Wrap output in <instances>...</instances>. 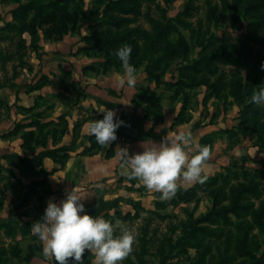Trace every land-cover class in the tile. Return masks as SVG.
<instances>
[{"label": "rangeland", "instance_id": "obj_1", "mask_svg": "<svg viewBox=\"0 0 264 264\" xmlns=\"http://www.w3.org/2000/svg\"><path fill=\"white\" fill-rule=\"evenodd\" d=\"M27 1L0 0V89L6 87V90H2L1 98L14 94L15 87L23 86L33 90L42 81L39 79L35 82L39 75L35 64L46 61L43 52L45 44L62 41L64 36L71 34L75 36L74 39H69L72 46H79L77 53L93 57L98 60L93 65L101 67L107 60L105 54L98 49L91 52L84 50L92 45L89 36L94 32L115 35L135 30L131 38L140 47L136 55L130 54V63L137 69V83L144 95L146 103L143 104L148 116H159L160 112L162 114V105L170 104L173 107L179 106L180 121L195 117L197 125L203 123L218 129L215 141L218 139L220 144L215 155L218 154L222 167L215 184L206 186L205 190H196L187 198L180 199L176 194L171 199H161L159 195L151 204L136 207L131 212L124 213L120 209L103 216L114 224H127L137 233L133 251L122 264L140 263L138 254L141 252V238L145 228L149 242L142 264H161L164 258L159 247H163L166 255L164 264H222V260L227 257L229 259H226V264H255L239 249L243 228L249 232L247 249L260 258L264 257V233L249 211L252 204L253 210H263L264 213V133L259 126L261 120L258 129L253 131V116L244 111L245 104L250 103V97L245 100L244 105H239L227 90L218 96L212 93L208 85L186 84L193 73L191 64L200 59L203 53H213L229 45L241 51L245 50L246 45L253 58L264 59V26L256 23L264 16V8L243 9L250 1L257 0H242L238 12L231 8L235 0H137L126 3L132 7L127 13L118 9L107 10L106 6L112 0H57L60 8L64 6L62 12H68L73 16L72 19H76L74 25L70 24L71 31L62 38L56 35L47 37L46 31L50 24L37 26L38 34L35 38L21 28L12 10ZM51 1L53 0H44ZM112 18L124 22L117 26L112 23ZM29 20L30 17L26 22ZM169 21L175 29L156 44L153 54H145L144 32L155 34L156 25L164 26ZM179 36L186 39L188 52L180 47ZM256 37L257 40L252 41ZM122 45L124 43L120 44ZM117 61L118 67L111 68L121 71V62L119 59ZM250 61L241 65L218 61L214 65L226 75L227 80L234 73L245 79L247 70L253 65ZM214 77L210 76L211 80ZM19 108L18 106L17 109ZM33 120L36 119H32V122ZM19 125L21 124H18V128ZM33 143L34 141L30 146ZM207 146L210 151L214 147L213 144ZM208 178L204 182H209ZM250 180L259 182L256 188L259 195L256 196L251 191L243 193L246 197L239 204L245 208L239 210L242 214L239 217L230 215L231 225L224 224L223 221L203 222L198 226L215 230V236L198 233L183 242L179 241L192 220L199 219L213 209L217 188L223 191L219 194V199L222 202L220 206H224L230 202L232 188L247 184ZM46 184L45 172L23 171L16 175L9 168L0 166V212L6 209L8 214L2 221L8 225L3 228V232L6 237L11 238L9 246H0V264H8L10 256L21 253L29 255L32 247L30 242L36 239L35 235H30L29 225L44 213L46 205L43 194ZM24 231L26 233L22 234ZM1 243L6 244V241ZM82 261V264H95L94 254L86 249L82 254Z\"/></svg>", "mask_w": 264, "mask_h": 264}, {"label": "crops", "instance_id": "obj_2", "mask_svg": "<svg viewBox=\"0 0 264 264\" xmlns=\"http://www.w3.org/2000/svg\"><path fill=\"white\" fill-rule=\"evenodd\" d=\"M74 37L69 34L62 41L45 44L46 61L35 64L39 72L35 82L42 79L35 89L15 87L14 94L0 97V102H4L0 103L1 167L9 168L16 175L23 171L45 172V205L49 200L59 203L76 186L85 196L82 201L85 211L100 217L120 209L131 212L151 204L161 195L147 189L138 179L119 174V147H127L132 154L143 151V147L153 142L159 143L166 135L174 138L185 131L195 140L190 146L192 153L199 146L214 145L205 164L207 177L221 171L222 161L215 155L220 144L218 139L215 141L218 129L203 123L197 125L195 117L180 121L179 106L170 104L162 105L158 121L148 116L145 104L134 100L140 92L137 81L132 88L120 87L117 79L123 69L94 66L98 60L77 53L79 46H72L70 40ZM4 89H0V95ZM104 108L114 109L116 116L125 122L116 129L117 138L109 146L98 144L87 131L88 122L101 119ZM32 119L40 122L42 128L33 126ZM18 124H21L19 128ZM28 132L39 136L31 146L23 137ZM178 183L185 189L199 182L189 184L180 179ZM7 216L6 209L0 212V225ZM30 235L35 234L31 231ZM10 243L11 238L1 228L0 246L7 247ZM30 243L37 246L30 261L26 262V254L21 253L10 256L8 264H54L42 255V242L37 236Z\"/></svg>", "mask_w": 264, "mask_h": 264}, {"label": "clouds", "instance_id": "obj_3", "mask_svg": "<svg viewBox=\"0 0 264 264\" xmlns=\"http://www.w3.org/2000/svg\"><path fill=\"white\" fill-rule=\"evenodd\" d=\"M131 50V45L124 44L115 51L123 68L117 79L122 88H132L137 81V69L130 63ZM250 102L264 106V83L253 90ZM101 112L103 117L91 119L87 131L98 144L109 146L117 138L116 129L125 122L112 108ZM194 144L189 132L180 131L174 138L166 135L159 143L153 142L140 152L129 154L127 147H119V174L138 179L147 189L159 192L161 199H171L181 187L178 180L191 184L207 179L205 164L210 149L199 146L192 153L190 146ZM84 197L73 186L59 203L49 200L42 217L32 222L31 231L42 242V255L54 264H82V254L87 249L94 254L95 264H122L133 251L135 229L90 215L85 211Z\"/></svg>", "mask_w": 264, "mask_h": 264}, {"label": "trees", "instance_id": "obj_4", "mask_svg": "<svg viewBox=\"0 0 264 264\" xmlns=\"http://www.w3.org/2000/svg\"><path fill=\"white\" fill-rule=\"evenodd\" d=\"M137 0H118V1H110L108 5L106 6L107 10H113L118 9V11L122 13H127L130 10H132V7L130 8L126 3L128 2H134ZM145 1V0H143ZM154 1V0H147ZM242 0H235L233 6L231 7L234 9V11L238 12V8L240 6V2ZM59 2L57 0H53L51 2H44V0H28L26 3L20 4L17 8H15L13 11L14 18L20 22V26L22 29L25 30V32H28L33 38L36 37L38 34V27L43 24H50L49 28L46 31L47 37H50L52 35H56L59 38H62L64 35L69 33L71 31L70 24L74 25L76 22V19H72V15L68 12H62L63 7L60 8ZM258 8H264V0H257L256 2L250 1L246 6H244L243 9L245 10H256ZM58 12H62L61 14L57 15ZM71 15V16H69ZM30 17V20L26 22ZM123 20L112 18V23L119 26ZM257 25L264 26V16L258 19L256 22ZM38 26V27H37ZM174 26H172L171 21L168 22V24L164 26H155V34L150 35L147 32H144V36L146 38V42L144 44V53H150L153 54L154 47L156 44H158L164 37H166L170 31H173ZM135 33V30H127L125 33H117L115 35H110L109 33L103 32V33H92L91 36H89L88 39H90V43H92L91 47L84 48L85 51L91 52L92 50H99L100 52H103L107 58L106 62L102 66H104V69L111 68L112 66L118 67L119 62L117 61L118 58L115 55V51L120 47L121 43L131 45V54L136 55L137 50L139 49V45L135 40H132L131 34ZM179 45L180 47L185 51L188 52V44L186 39L183 36H179ZM256 38H252V41H256ZM97 47V48H96ZM114 55V56H112ZM251 57V58H250ZM255 59V60H254ZM252 61L253 65L251 68L247 70L246 78L244 79L240 74L234 73L232 78L230 80L226 79V75L219 71V68L214 65L216 62H221L225 64H233L238 63L241 65V63L248 64V61ZM244 61V62H243ZM250 61V62H251ZM249 62V63H250ZM244 64V66L246 65ZM264 64V59H257L253 58L252 52L249 50V48L245 45V50H237L235 46H227L224 49H220L213 53H203L200 56V59L194 61L190 69L193 71L192 75L190 76V81L186 82L188 85L192 84H198V85H208L209 88L212 89V93H215L216 95H222L221 93L224 90H227L228 93L236 98L239 105H244L245 100L248 99L253 90L256 89L257 85L260 83H264V68L261 67V65ZM219 72V73H218ZM210 76H215L212 80ZM185 84V85H186ZM228 95V94H227ZM136 102L140 103H146L144 99V95L142 92H139L135 99ZM147 110L148 107L146 108ZM159 110V109H158ZM244 111L247 115H252V124L251 127L253 131H256L258 129V125L260 123V128L262 129V132L264 133V121L262 120L264 118V108H261L260 106H257L255 103H247L244 106ZM161 112L159 113V116L155 115L154 119L158 121L161 117ZM33 126H39L42 128V124L38 122L37 120H33L32 122ZM24 139L26 140V144H29L33 141L36 142L38 139L36 132H28L23 135ZM26 146L27 149H30L29 146ZM218 173L213 176L209 177V182L204 183H198L192 188H179L177 193L179 198H187L188 196L192 195L196 190H205L206 186L213 185L216 183ZM209 183V184H207ZM259 185V182H255L253 180H250L247 182V184H240L238 187H234L231 190L230 202L228 205L220 206L221 201L219 199V194L222 193L220 188H217L214 196V207L213 209L208 212L207 214L203 215L199 219L195 221H191L184 230L183 236L180 238V242H183L184 239H188L191 236L197 235L198 233L202 234L203 236H215L216 232L213 229H210L208 227L198 226V224L203 222H209V223H217L219 221H223L224 224L231 225L232 220L230 215H236L241 216L240 209L245 208L242 204H239L242 199L245 197L243 196V193L247 191H251V193H254L256 196L259 195V192L257 191V186ZM251 210V214L253 215L254 221L260 228V231L264 233V213L263 210L261 211H255L252 208V204L249 206ZM31 226V224L29 225ZM7 228L8 225L6 222L2 223L0 225L1 228ZM248 230L243 228V236L240 240V247L239 249L242 250V253L251 258L255 264H264V257L261 258L257 256L256 253L252 252V250L247 249V243L249 241V232ZM7 233V232H6ZM26 233L24 231L22 234ZM147 228H145V233L141 238L142 241V248L141 252L138 254V262L139 264H142L144 261V255L147 253V244L149 242L147 236ZM229 245V244H228ZM37 250V246L30 247V253L26 256L25 260L26 262L30 261V259L35 255V252ZM159 251L161 252V255L164 259L161 260V264L165 263L166 255L164 252L163 247H159ZM228 258V257H227ZM222 260V264H226L228 260ZM229 259V258H228ZM71 261V258H69Z\"/></svg>", "mask_w": 264, "mask_h": 264}]
</instances>
